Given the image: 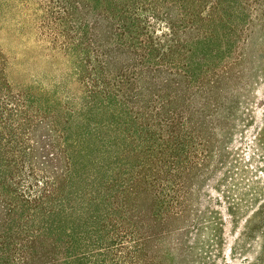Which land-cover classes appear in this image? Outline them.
<instances>
[{
	"label": "trees",
	"instance_id": "16d2710c",
	"mask_svg": "<svg viewBox=\"0 0 264 264\" xmlns=\"http://www.w3.org/2000/svg\"><path fill=\"white\" fill-rule=\"evenodd\" d=\"M21 1L0 264H264V0Z\"/></svg>",
	"mask_w": 264,
	"mask_h": 264
},
{
	"label": "rangeland",
	"instance_id": "374dc122",
	"mask_svg": "<svg viewBox=\"0 0 264 264\" xmlns=\"http://www.w3.org/2000/svg\"><path fill=\"white\" fill-rule=\"evenodd\" d=\"M4 2L7 3V8H11V12L10 14L7 13V9H6V5L3 6V12H2V16H1V26H4L5 27V30L8 29V25L11 26L12 23H18L20 21H23V22H27V15L30 14L31 10H33V6L31 5V2L28 1V4L30 5V8H27V7H21V9H19L18 11H16L14 8H16L17 5H19V3H25L27 1H19V0H3ZM238 7L239 8H243L245 7L246 8V11L251 14H253L255 8H256V5H255V2L254 0H238ZM254 5V6H253ZM211 6V2L208 3V8ZM12 9L13 12H12ZM6 10V11H5ZM19 11H21V15H19ZM24 13V15H23ZM3 15H6V17H4ZM8 15V16H7ZM9 17V18H8ZM25 17V18H24ZM23 19V20H22ZM257 22V21H256ZM6 32H3V33H0L1 37L4 38V36H7L8 33ZM260 35V27H255L254 30H253V40H254V45H252L249 49H246V52L248 54H250V57L253 58V57H257L259 54L262 53L263 51V48L264 46H262L259 42H257V37H259ZM2 38V39H3ZM263 95L262 94H259L258 95V100L260 98H262ZM256 100V102L258 101ZM259 104V103H258ZM247 145H242V156L245 157V148Z\"/></svg>",
	"mask_w": 264,
	"mask_h": 264
}]
</instances>
